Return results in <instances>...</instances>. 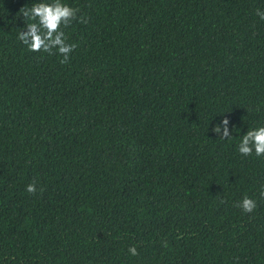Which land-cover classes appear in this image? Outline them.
<instances>
[{
    "label": "trees",
    "instance_id": "16d2710c",
    "mask_svg": "<svg viewBox=\"0 0 264 264\" xmlns=\"http://www.w3.org/2000/svg\"><path fill=\"white\" fill-rule=\"evenodd\" d=\"M36 2L0 0V264H264V0H62L66 64Z\"/></svg>",
    "mask_w": 264,
    "mask_h": 264
},
{
    "label": "clouds",
    "instance_id": "9594fccd",
    "mask_svg": "<svg viewBox=\"0 0 264 264\" xmlns=\"http://www.w3.org/2000/svg\"><path fill=\"white\" fill-rule=\"evenodd\" d=\"M23 17L30 21L25 24V28L19 32L18 39L27 46L30 52H43L52 54H59L63 58L60 60L61 64L69 62V54L77 47L75 43H67L65 32L62 30L68 27L72 21L77 20L78 8H73L70 5L63 3L62 0H39L33 3L30 8L20 9ZM256 14L260 19L264 20V11L256 10ZM79 22L86 23L87 20L80 16ZM229 120L224 117L223 120L217 123L212 131L218 136L228 139L231 136L229 130ZM221 128L223 131L221 132ZM253 150L257 157L264 155V126L248 129L242 135V139L238 145V151L243 156L252 155ZM26 192L36 193V182L28 184L25 189ZM43 191V189H41ZM261 196L264 197V189L261 190ZM255 200L245 196L243 200L237 204V207L243 209L244 212H252L256 208ZM133 256L138 255L135 246L128 249Z\"/></svg>",
    "mask_w": 264,
    "mask_h": 264
}]
</instances>
